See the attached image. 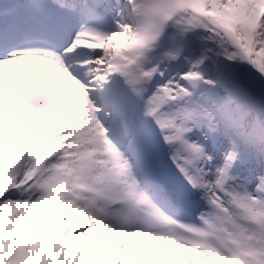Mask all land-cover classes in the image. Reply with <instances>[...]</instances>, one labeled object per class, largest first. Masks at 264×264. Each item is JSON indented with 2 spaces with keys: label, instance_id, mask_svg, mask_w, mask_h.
I'll list each match as a JSON object with an SVG mask.
<instances>
[{
  "label": "snow or ice",
  "instance_id": "6c2138e0",
  "mask_svg": "<svg viewBox=\"0 0 264 264\" xmlns=\"http://www.w3.org/2000/svg\"><path fill=\"white\" fill-rule=\"evenodd\" d=\"M0 264H264V0H0Z\"/></svg>",
  "mask_w": 264,
  "mask_h": 264
}]
</instances>
